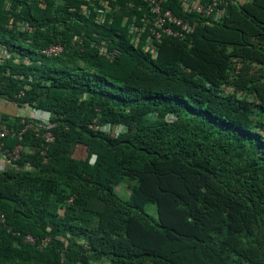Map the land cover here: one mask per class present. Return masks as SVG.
I'll use <instances>...</instances> for the list:
<instances>
[{"label": "trees", "instance_id": "1", "mask_svg": "<svg viewBox=\"0 0 264 264\" xmlns=\"http://www.w3.org/2000/svg\"><path fill=\"white\" fill-rule=\"evenodd\" d=\"M11 1L0 0V119L5 147L23 148L0 155V264H264V0H227L219 20L161 0L193 31L154 51L128 29L140 0H112L104 23L81 0ZM10 12L34 30L9 29ZM58 41L59 54L41 52ZM33 107L50 112L41 132L54 141L33 127L19 137ZM107 122L127 130L91 126Z\"/></svg>", "mask_w": 264, "mask_h": 264}, {"label": "built area", "instance_id": "2", "mask_svg": "<svg viewBox=\"0 0 264 264\" xmlns=\"http://www.w3.org/2000/svg\"><path fill=\"white\" fill-rule=\"evenodd\" d=\"M30 2L32 0H29ZM83 1L80 7V12L83 14H93L94 19L98 23H104L108 18L109 12H114L120 7L118 5L112 6V0H81ZM146 7L145 10H142V5L138 6L137 9L145 12L142 16L132 14L128 17V29L132 36V42L135 45H138L141 41L142 35L144 32L146 35L145 48L152 51L155 50V42L160 40L163 34L176 36L180 39L185 38L188 34L193 31L192 24L184 19L174 15L171 9H166L163 7L161 0H140ZM57 2H65V0H58ZM182 8L184 11L188 12H198L205 17H210L215 20L223 18L227 11V0H180ZM128 5L133 6V3H128ZM12 1L6 0L5 8L11 9ZM57 4H55L56 7ZM111 19V17H110ZM140 21V22H139ZM6 26L9 29H16L22 32H30L34 30V26L30 23L29 20L24 18L16 19L12 12L9 13ZM78 38V36H76ZM24 44H29L30 39H24L22 41ZM99 53L106 57L107 59H112L115 55V52L108 49L107 42L102 40L97 44ZM64 49V43L62 41L50 42L49 45L43 47L41 52L46 56L57 55ZM6 56L5 46L0 44V59ZM23 93V92H21ZM11 104H15L14 100L9 101ZM1 103V98H0ZM22 110H25V107L18 105ZM31 117L33 121H36L35 125L33 122H26L24 119L22 123L24 128L19 133L21 138L22 132L29 127H33L37 131V136H41L45 142L54 141V135L51 131L47 130L41 132L43 127H47L50 124V112L38 107H33L30 110ZM1 117V113H0ZM93 128H99L105 132L110 133L112 136H116L119 132L127 130V127L123 124H119L114 127L111 123L107 122L105 124H94L91 125ZM9 134L8 126L3 125L0 119V155L5 158L6 161L15 160L19 157L20 151L23 148L22 145H17L13 150H9L4 145L3 139ZM95 157L92 158L94 160ZM0 166H3V164ZM72 199H69L71 201ZM3 220L4 217L2 216ZM27 240L34 242V238L31 235L26 237Z\"/></svg>", "mask_w": 264, "mask_h": 264}, {"label": "rangeland", "instance_id": "3", "mask_svg": "<svg viewBox=\"0 0 264 264\" xmlns=\"http://www.w3.org/2000/svg\"><path fill=\"white\" fill-rule=\"evenodd\" d=\"M239 2H243L245 0H238ZM240 61L238 59H233V62L230 67V75L233 76V74L237 71V68L239 66ZM262 70V69H261ZM75 156L77 157H84L86 155V150L83 145H78L77 149L75 150L74 153ZM132 182L125 180L122 183H120L117 187L116 190L117 192L124 198H129V192H130V184ZM146 210L149 211L150 213L154 214L155 213V206L153 204H149L146 206ZM89 264H107V260L103 259L100 261H92ZM147 264V263H144Z\"/></svg>", "mask_w": 264, "mask_h": 264}]
</instances>
